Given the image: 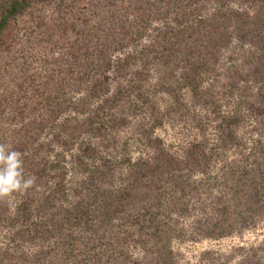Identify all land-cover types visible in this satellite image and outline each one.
<instances>
[{"label":"trees","instance_id":"16d2710c","mask_svg":"<svg viewBox=\"0 0 264 264\" xmlns=\"http://www.w3.org/2000/svg\"><path fill=\"white\" fill-rule=\"evenodd\" d=\"M0 142L37 177L0 200V264H178L182 229L256 226L264 0H0ZM213 254L264 264V239Z\"/></svg>","mask_w":264,"mask_h":264},{"label":"rangeland","instance_id":"374dc122","mask_svg":"<svg viewBox=\"0 0 264 264\" xmlns=\"http://www.w3.org/2000/svg\"><path fill=\"white\" fill-rule=\"evenodd\" d=\"M236 48H238V45L232 42L231 49ZM226 54L228 53L225 52L222 57H226ZM179 128L177 124H173L172 126L164 124L161 128L156 129L155 133L162 138L164 144L171 145L175 150L176 145L181 141V133L178 131ZM63 154L67 161L69 154ZM136 155L134 150H132L131 156L136 157ZM65 167H69L68 162L65 163ZM70 176L71 174L68 173L67 177ZM262 239H264V220L252 228L241 230V232H232L229 235L219 238H203L195 241L190 240L186 232L182 229L181 234L171 241L170 246L177 255L178 264H197L200 252L209 251L215 254L227 253L232 247L237 245H254ZM215 254L213 255L215 256ZM205 263L206 259L202 264Z\"/></svg>","mask_w":264,"mask_h":264},{"label":"clouds","instance_id":"9594fccd","mask_svg":"<svg viewBox=\"0 0 264 264\" xmlns=\"http://www.w3.org/2000/svg\"><path fill=\"white\" fill-rule=\"evenodd\" d=\"M36 180L34 174H25L21 152L7 142H0V200L27 191L35 185Z\"/></svg>","mask_w":264,"mask_h":264}]
</instances>
